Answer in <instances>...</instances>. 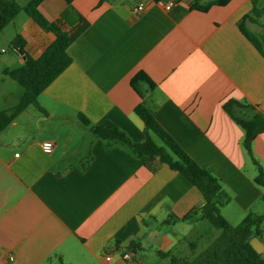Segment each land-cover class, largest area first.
I'll return each instance as SVG.
<instances>
[{
    "label": "crops",
    "instance_id": "0c3cea01",
    "mask_svg": "<svg viewBox=\"0 0 264 264\" xmlns=\"http://www.w3.org/2000/svg\"><path fill=\"white\" fill-rule=\"evenodd\" d=\"M13 1L24 7L31 0ZM139 1L144 10L134 15ZM192 1L177 0L170 11L161 8L165 1L72 3V17L88 27L67 50L71 65L38 97L46 115L28 107L0 133V264H107V255L108 264H128L117 256L122 251L131 254V264L173 258L180 264L195 260L218 236L198 218L203 197L184 177L164 165L151 173L147 157L123 143L106 147L79 122L80 114L92 125L111 122L133 143L142 142L143 123L133 112L141 101L130 87L138 72L156 85L144 100L156 121L228 194L220 215L231 226L248 213L264 216V188L253 182L256 168L242 147L243 132L223 109L233 100L264 113V58L239 30L251 3L231 0L201 12L189 9ZM257 5L264 9V0ZM38 9L55 22L68 7L45 0ZM16 35L32 58L54 40L24 13L0 33L1 111L22 93L3 75L23 63L7 50ZM43 142L54 145L51 153L42 151ZM252 152L264 171V133ZM169 216L188 219L164 224ZM251 244L264 260V221ZM188 253L190 261L183 258Z\"/></svg>",
    "mask_w": 264,
    "mask_h": 264
},
{
    "label": "trees",
    "instance_id": "16d2710c",
    "mask_svg": "<svg viewBox=\"0 0 264 264\" xmlns=\"http://www.w3.org/2000/svg\"><path fill=\"white\" fill-rule=\"evenodd\" d=\"M45 0H31L26 6L19 7L13 0H0V33L20 14L28 16L41 30L54 36L53 42L38 58L27 55L23 48L24 42L19 35L11 41V49H21L23 63L20 67L8 71L3 75L14 81L21 89V96L10 110H0V133L9 127L28 107L36 108L40 113L46 112L40 108L38 97L45 89L70 65L71 59L67 50L69 46L87 29L88 23L80 16L72 17L71 5L75 0H62L68 9L55 22H50L39 12V6ZM155 3L166 0H152ZM177 1V0H176ZM231 0H212L201 4L197 0L190 3L189 9L206 12L213 6H224ZM251 3L250 14L244 16L239 24V30L245 39L264 58V9L257 5V0ZM76 21L68 30L71 20ZM248 24L257 29L251 30ZM130 87L140 98V103L134 108V114L142 121L144 139L140 143H133L127 135L111 122L101 125H92L83 115L78 119L81 126L90 132L96 139L105 142L106 147L113 143L127 145L136 157H147V169L151 173L157 171L158 165H164L173 172L184 177L201 193L204 206L199 211L198 218L208 222L218 236L192 262L181 261L180 264H264L260 254L254 249L251 240L261 233L264 216L248 213L236 226H231L221 215L220 208L230 201L228 194L223 190L219 180L209 169L201 168L160 126L154 118L152 109L144 102L156 88L150 78L138 72L130 80ZM224 111L233 119L243 132L242 147L252 164L256 168L253 180L258 187L264 188V171L252 152L254 140L264 133V113L257 111L247 102L228 101L223 105ZM237 110V114L235 113ZM157 138L161 146L156 144ZM264 203V198L262 199ZM169 216L164 224L172 225L180 220H187ZM137 245L131 244L132 248ZM158 255L167 257L168 253L158 252ZM172 264H179L175 258Z\"/></svg>",
    "mask_w": 264,
    "mask_h": 264
},
{
    "label": "built area",
    "instance_id": "2783aa9c",
    "mask_svg": "<svg viewBox=\"0 0 264 264\" xmlns=\"http://www.w3.org/2000/svg\"><path fill=\"white\" fill-rule=\"evenodd\" d=\"M177 4V1L176 0H166L165 2L163 3H160V6L161 8L164 10V11H170L174 6H176ZM144 10V3L142 1H139L135 7L132 8V13L134 15H139L143 12ZM183 16L182 14L180 15V17ZM41 149L43 152L49 154L52 152L53 148H54V145L51 143V142H43L41 143L40 145ZM18 156V155H16ZM117 256L120 260L128 263V264H131L133 261H132V256L131 254H129L128 252L126 251H122V252H117ZM112 260V256L110 255H107L105 258H104V261L108 264L110 263Z\"/></svg>",
    "mask_w": 264,
    "mask_h": 264
},
{
    "label": "rangeland",
    "instance_id": "374dc122",
    "mask_svg": "<svg viewBox=\"0 0 264 264\" xmlns=\"http://www.w3.org/2000/svg\"><path fill=\"white\" fill-rule=\"evenodd\" d=\"M204 1H207V2H209V1H211V0H204ZM202 3V2H201ZM206 3V2H205ZM204 3V4H205ZM7 49V48H6ZM8 51H12V49H11V47H8V49H7ZM11 84H13V86H17L16 85V83H12L11 82ZM30 109L29 110H32L31 112H33L34 114H37V113H35V111H36V109L34 108V107H29ZM35 110V111H34ZM36 124V123H35ZM34 123H32L31 124V126H30V128H31V130H32V132L34 131V129H36V125H35ZM153 140H154V142L156 143V144H158V145H160L161 146V143L158 141V139L157 138H155V137H153ZM205 224L208 226V228L210 229H212L213 231L215 230L209 223H207V222H205ZM216 231V230H215ZM204 240H205V238H203ZM199 248H200V246H198ZM188 256H190V257H188ZM183 258L184 259H186V260H188V261H190L189 259H192V256L188 253V254H184V256H183ZM158 264H162V262L160 261ZM167 264H172L171 262H170V260H168L167 261Z\"/></svg>",
    "mask_w": 264,
    "mask_h": 264
},
{
    "label": "water",
    "instance_id": "95a60500",
    "mask_svg": "<svg viewBox=\"0 0 264 264\" xmlns=\"http://www.w3.org/2000/svg\"><path fill=\"white\" fill-rule=\"evenodd\" d=\"M14 51H16L20 56H22V51H21V49H14Z\"/></svg>",
    "mask_w": 264,
    "mask_h": 264
}]
</instances>
